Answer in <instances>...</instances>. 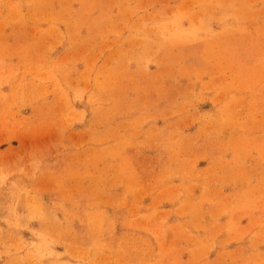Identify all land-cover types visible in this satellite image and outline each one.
<instances>
[{"label":"rangeland","instance_id":"374dc122","mask_svg":"<svg viewBox=\"0 0 264 264\" xmlns=\"http://www.w3.org/2000/svg\"><path fill=\"white\" fill-rule=\"evenodd\" d=\"M0 264H264V0H0Z\"/></svg>","mask_w":264,"mask_h":264}]
</instances>
